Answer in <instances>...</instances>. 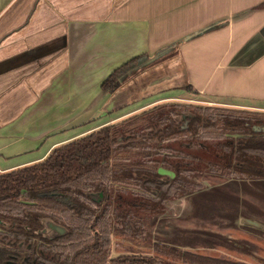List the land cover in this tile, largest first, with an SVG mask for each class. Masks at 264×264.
<instances>
[{
	"label": "crops",
	"instance_id": "crops-1",
	"mask_svg": "<svg viewBox=\"0 0 264 264\" xmlns=\"http://www.w3.org/2000/svg\"><path fill=\"white\" fill-rule=\"evenodd\" d=\"M140 56L131 65L143 68L104 92ZM196 96L264 110V0H0L1 172L154 103ZM234 227L242 256L227 254L264 264V229ZM193 247L179 248L222 257Z\"/></svg>",
	"mask_w": 264,
	"mask_h": 264
},
{
	"label": "trees",
	"instance_id": "trees-1",
	"mask_svg": "<svg viewBox=\"0 0 264 264\" xmlns=\"http://www.w3.org/2000/svg\"><path fill=\"white\" fill-rule=\"evenodd\" d=\"M141 58L114 70L104 92L141 70L132 67ZM183 114L190 115L185 127ZM254 126L264 127V110L159 103L64 143L42 161L0 171V264H248L155 241L151 226L169 203L201 188L190 180L194 173L264 179V130ZM209 140L219 160L205 165H187L203 157L176 147ZM44 219L67 232L45 236ZM114 235L154 253L132 246L112 258Z\"/></svg>",
	"mask_w": 264,
	"mask_h": 264
},
{
	"label": "rangeland",
	"instance_id": "rangeland-1",
	"mask_svg": "<svg viewBox=\"0 0 264 264\" xmlns=\"http://www.w3.org/2000/svg\"><path fill=\"white\" fill-rule=\"evenodd\" d=\"M193 102L198 103L195 100ZM199 103L211 104L203 100ZM211 144L209 141L198 145L176 144V147L203 157V162H195L189 157L185 160L187 165H205L209 161L219 160V156L211 149ZM200 168L204 170L205 166ZM161 171L166 172L164 169ZM190 180L200 183L201 188L169 203L167 214L152 217L151 232L154 240L180 245L181 248L191 245L194 246L193 251L221 255L231 260L235 259L227 254L228 251L242 256V229L237 227L241 232L237 238L230 239L228 234L235 229L234 225H254L264 229L262 222L246 218L249 216L246 212L264 217V179L244 180L203 172L192 174ZM236 214L241 216L238 222ZM132 246L141 248L148 254L154 253L151 247L139 246L114 235L111 257L129 253Z\"/></svg>",
	"mask_w": 264,
	"mask_h": 264
},
{
	"label": "water",
	"instance_id": "water-1",
	"mask_svg": "<svg viewBox=\"0 0 264 264\" xmlns=\"http://www.w3.org/2000/svg\"><path fill=\"white\" fill-rule=\"evenodd\" d=\"M253 130L261 131V130H264V127L263 126H254ZM44 224H45V227L42 230V233L45 236H48L50 238H54L56 236L63 235L67 232V229L64 226L57 224L50 219H44Z\"/></svg>",
	"mask_w": 264,
	"mask_h": 264
},
{
	"label": "flooded vegetation",
	"instance_id": "flooded-vegetation-1",
	"mask_svg": "<svg viewBox=\"0 0 264 264\" xmlns=\"http://www.w3.org/2000/svg\"><path fill=\"white\" fill-rule=\"evenodd\" d=\"M174 102H176V103H194L193 101H186V100H179V99H169V100H163V101H161V102H157V103H154V104H152V105H150V107H152V106H154V105H156V104H159V103H174ZM196 102H198V103H196V104H200L199 102H202V101H196ZM210 104V103H209ZM210 105H213V106H217V105H219V104H210ZM219 106H229V105H219ZM230 107H235V106H230ZM147 108H149V107H147ZM146 109V108H145ZM145 109H143V110H145ZM189 114H183V126L185 127L186 125H187V123H188V118H189ZM125 118V117H124ZM123 119V118H122ZM121 120V119H120ZM117 121H119V120H117ZM117 121H115V122H117ZM112 123H114V122H112ZM108 124H110V123H108ZM105 126V125H104ZM209 141H211V140H209ZM212 142V141H211ZM213 143V142H212ZM162 169H164L166 172H162L165 176H168V177H171V176H173L174 175V173L172 172V171H170V170H168V169H165V168H162ZM94 197L97 199V200H99V201H101V199L103 198V194L102 193H97V194H95L94 195Z\"/></svg>",
	"mask_w": 264,
	"mask_h": 264
}]
</instances>
